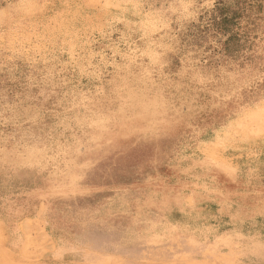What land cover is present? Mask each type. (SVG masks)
<instances>
[{
    "label": "rangeland",
    "instance_id": "rangeland-1",
    "mask_svg": "<svg viewBox=\"0 0 264 264\" xmlns=\"http://www.w3.org/2000/svg\"><path fill=\"white\" fill-rule=\"evenodd\" d=\"M0 153L97 247L237 261L213 239L264 219V0H0ZM135 222L153 244L99 234ZM50 254L0 231V264Z\"/></svg>",
    "mask_w": 264,
    "mask_h": 264
},
{
    "label": "crops",
    "instance_id": "crops-1",
    "mask_svg": "<svg viewBox=\"0 0 264 264\" xmlns=\"http://www.w3.org/2000/svg\"><path fill=\"white\" fill-rule=\"evenodd\" d=\"M28 170L27 156L23 153H0V231L5 244L13 253L22 254L24 239L34 238L46 249L51 250L50 258L56 264L182 263L181 260L155 259L151 256L153 252L141 254L138 246L101 248L93 245L92 237L96 232L90 235L86 232H75V227L68 222L69 209L63 210V213L68 215L67 223H60L59 210L56 211L52 207L53 204L36 197L35 188L28 187V182L24 181ZM254 224L253 227L250 226V229L243 228L242 238L239 239L249 255L241 257L242 246L241 251L236 254L237 261L226 264H264V219L260 221L258 227H255L257 223L254 222ZM137 225L140 226L138 222L133 224L131 234L116 227L99 234L115 236L118 240L126 237L133 242L134 239H138L140 231H136ZM213 227L207 229L203 227L200 232L208 236L209 229ZM239 227L240 224L232 226L233 232ZM227 235L231 237L232 233L223 231L221 235H215V237L226 238ZM52 239L55 240L54 246L52 242H49ZM253 249L257 252L256 256L250 254ZM219 254L220 252H216L215 255Z\"/></svg>",
    "mask_w": 264,
    "mask_h": 264
},
{
    "label": "bare ground",
    "instance_id": "bare-ground-1",
    "mask_svg": "<svg viewBox=\"0 0 264 264\" xmlns=\"http://www.w3.org/2000/svg\"><path fill=\"white\" fill-rule=\"evenodd\" d=\"M154 213L155 212H151L150 213V215H154ZM219 217V216H218ZM217 220H218V218H217ZM253 225H255L254 224V222H251L250 224H249V226H251V227H253ZM227 226V225H226ZM186 227H187V229H188V231L189 230H191V229H193V228H195V227H197L196 225H186ZM223 229V228H222ZM144 234L146 235L145 236V238H146V240L145 241H143V237L144 236H142V235H139V237H138V240H136L135 239V241H134V244L136 245L137 243H140L141 244V247L142 246H149V245H151V244H153V242H154V240H149V236H150V230H149V223H147V225L144 227ZM223 231L224 232H226V229H223ZM230 231H232L231 233H232V235H231V237H229L228 235V238H231V239H235V240H237V238H242V235H243V228L241 227V225H240V227H239V229L236 231V232H238V234H235L234 232H233V229H232V227L230 228ZM141 239V240H140ZM216 238H214L213 239V243L216 245V246H222V244H224V245H226V244H231L233 241L234 242H236L234 239H233V241H231V240H229V241H227V240H225L224 238H222L221 237V239L220 240H215ZM134 244H131V245H134ZM154 245L155 246H157L158 244L157 243H154ZM264 245V244H263ZM252 252H254V251H252ZM256 256V255H255Z\"/></svg>",
    "mask_w": 264,
    "mask_h": 264
}]
</instances>
